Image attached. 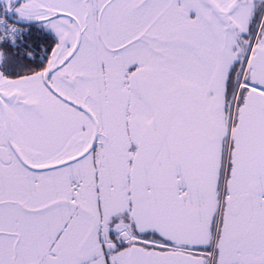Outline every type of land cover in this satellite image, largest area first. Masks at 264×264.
I'll use <instances>...</instances> for the list:
<instances>
[{
  "label": "snow or ice",
  "instance_id": "1",
  "mask_svg": "<svg viewBox=\"0 0 264 264\" xmlns=\"http://www.w3.org/2000/svg\"><path fill=\"white\" fill-rule=\"evenodd\" d=\"M0 264H264V0H0Z\"/></svg>",
  "mask_w": 264,
  "mask_h": 264
}]
</instances>
